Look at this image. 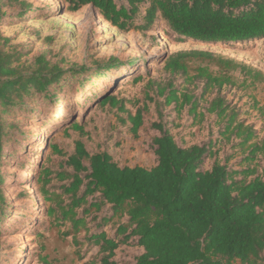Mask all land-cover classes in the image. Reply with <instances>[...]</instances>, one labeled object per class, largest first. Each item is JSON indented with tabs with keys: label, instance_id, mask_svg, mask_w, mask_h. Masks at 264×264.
<instances>
[{
	"label": "rangeland",
	"instance_id": "rangeland-1",
	"mask_svg": "<svg viewBox=\"0 0 264 264\" xmlns=\"http://www.w3.org/2000/svg\"><path fill=\"white\" fill-rule=\"evenodd\" d=\"M24 1L30 7L21 15L18 3L0 0V37L8 39L4 51L17 54L14 65L24 71L33 70L35 59L43 55L66 73L48 88V95L33 93L23 98L19 106L2 114L6 135L0 158V264H100L98 249L86 241V236L99 230L113 237L116 228L127 218L113 215L105 205L100 212L92 211L86 217L87 231L73 234L70 223L60 218L57 209L60 201L63 205L69 203L60 189L67 181H61L60 176L70 169L64 164L66 157L55 153L52 146L70 154L74 141L79 139L90 153L106 152L119 167L152 168L156 156L151 140L158 134L152 124L159 121L156 104L163 103L156 89L170 80L178 95L186 92L200 97L195 118L188 112V106L179 111L174 105L160 107L162 121L177 144L212 142L203 169L210 168L217 160L235 170L255 167L261 174L264 158L258 154L253 161L244 162L247 149L237 147L239 141L233 137L220 135L224 122L205 112L215 91L201 95L202 83L170 76L163 66L175 52L197 50L234 60L264 74L262 40L202 44L184 39L181 42L161 22L152 31L123 33L106 23L91 5L70 13L62 0ZM114 1L117 5L122 3V0ZM111 58L117 59L121 66L114 70L101 69L95 74L97 64ZM197 65L191 63L190 67ZM77 68L85 70L73 73ZM210 70L217 72L214 66ZM229 75L234 85L224 86L220 95L229 105V111L237 115L236 120L257 132L254 141L261 142L264 82L244 81L238 71ZM105 94L123 100L126 111L97 106ZM137 111L142 115V125L134 135L127 115L134 116ZM201 112H204L202 119ZM74 122L82 132L71 127ZM103 217L107 222L101 221ZM141 252L137 247L120 246L111 261L134 264Z\"/></svg>",
	"mask_w": 264,
	"mask_h": 264
},
{
	"label": "trees",
	"instance_id": "trees-1",
	"mask_svg": "<svg viewBox=\"0 0 264 264\" xmlns=\"http://www.w3.org/2000/svg\"><path fill=\"white\" fill-rule=\"evenodd\" d=\"M4 1L18 3L21 15L30 7L24 0ZM62 2L70 13L91 5L106 23L123 33L152 31L161 22L181 42L262 40L264 57V0H122L120 5L114 0ZM6 42L8 39L0 37V158L6 135L2 114L19 106L26 96L47 94L48 88L66 73L43 55L35 59L33 70L24 71L14 65L18 55L4 51ZM191 63L198 65L192 68ZM120 66L117 59L111 58L97 64L95 74ZM210 66L216 67L217 72H212ZM84 70L77 68L73 73ZM163 70L170 76L184 77L186 82L202 83L201 95L214 90L215 97L205 112L224 122L220 135L233 137L239 141L237 147L247 149L244 162L253 161L258 154L264 158V139L255 142L257 132L237 121V115L229 111L220 95L224 86L234 85L229 72L238 71L244 81L251 79L252 83L264 82L263 72L197 50L171 54ZM156 94L163 97V103L156 104L159 121L152 124L158 133L151 140L156 156L152 168L119 167L108 153L92 154L79 139L74 141L70 154L52 146L55 153L66 157L64 164L70 169L60 176L61 181H67L60 186L61 194L69 200L66 205L62 201L57 204L60 218L69 222L72 233L77 234L87 231L86 217L92 211L100 212L105 205L113 215L126 216V222L119 224L113 237L99 230L86 236V241L97 247L100 264H114L111 259L120 246L142 250L134 264H264V167L259 174L255 167L235 170L215 160L210 168L203 169L213 143L179 146L160 111L161 106L174 105L176 111L188 106L195 118L200 97L186 92L178 95L172 80L158 85ZM106 105L126 111L124 101L111 94H105L97 103L100 107ZM203 116L201 112L199 117ZM127 121L131 133L136 135L142 125L141 113L128 114ZM71 125L82 132L77 122ZM44 174L48 176L49 172ZM101 221L107 222L104 217Z\"/></svg>",
	"mask_w": 264,
	"mask_h": 264
}]
</instances>
